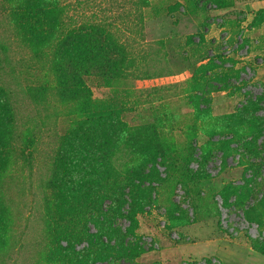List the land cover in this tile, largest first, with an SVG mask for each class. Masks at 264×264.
<instances>
[{
	"label": "rangeland",
	"instance_id": "rangeland-1",
	"mask_svg": "<svg viewBox=\"0 0 264 264\" xmlns=\"http://www.w3.org/2000/svg\"><path fill=\"white\" fill-rule=\"evenodd\" d=\"M64 1L72 13L80 1L93 4L79 9L86 15L78 20L113 22L131 58L117 83L88 81L96 106L121 111L136 141L145 144L141 152L152 149L155 130L161 143L151 160L141 153L123 158L125 168L138 167L145 177L132 180L140 196L126 190L108 233L91 224V236L69 241L49 230L45 182L73 120L70 108L52 93L38 95L47 64L18 38L0 0V83L13 92L19 136L29 128L35 137L32 157L19 159L7 193L14 226L0 264H264V241L244 236L257 239V226L243 210L224 208L218 197L220 228L213 198L225 184L251 178L248 161H261L252 187L257 196L248 204L264 195V132L258 127L264 122V0H146L147 6L139 0ZM191 141L194 156L188 163ZM221 142H233L225 169ZM258 153L261 160L253 156ZM209 154L211 179L187 180Z\"/></svg>",
	"mask_w": 264,
	"mask_h": 264
},
{
	"label": "trees",
	"instance_id": "trees-1",
	"mask_svg": "<svg viewBox=\"0 0 264 264\" xmlns=\"http://www.w3.org/2000/svg\"><path fill=\"white\" fill-rule=\"evenodd\" d=\"M2 1L6 7V17L10 19L18 38L38 60H45L47 64L46 80L38 89V95L46 98L48 93H52L62 105L70 108L69 116L73 120L71 129L60 138L50 161V175L44 187L47 192L44 222L49 230L59 236H67L69 241L77 238L84 240L91 236V224L97 226L101 234L108 233L113 226V214L118 211L120 202L127 194L126 190L130 188L129 193L133 197L140 196L132 180L145 177L138 167L125 168L123 158L126 153L131 156L141 153L151 160L157 156L153 148L159 145L157 142L161 143V137L155 130L152 138L156 142H153L152 149L141 152L145 144L136 141L138 134L124 122L121 111L112 105L100 109L94 103L93 93L88 86L90 79L111 86L126 76L131 58L125 42L114 32L115 24L111 21L97 18L78 20L79 16L86 15L84 12L78 14L79 9L93 5L88 2H78L74 6V14L71 4L64 0ZM139 1L147 6L144 3L146 0ZM232 6L224 4L226 8ZM106 11L107 8L102 9V12ZM92 16H95V12ZM200 117L198 112L194 120L198 121ZM258 125L262 134L264 122ZM231 134L214 133L220 136ZM20 140L21 147L17 145ZM192 141L188 143L189 149L185 154L188 163L194 156ZM221 143L222 165L225 169L233 153L230 148L233 142ZM240 143L245 147L249 142ZM34 146L35 137L29 128L23 136H19L13 92L0 83V252L3 253L9 251L14 226L7 193L11 189L19 159H30ZM256 150L248 151L252 154ZM259 154L253 155L254 158L257 159ZM247 156L244 155V160ZM209 159L210 154L204 156L203 168L194 173L189 171L186 179L195 184L210 180L211 173L206 169ZM248 162L251 178L245 176L242 184L234 181L225 184L213 195L214 205L220 226L218 197L224 208L243 210L245 218L250 223L258 224L262 233L264 195L254 200V204H248L254 195L257 196L252 187L256 182L255 175L260 174L258 164L261 161L258 164ZM110 210L111 216L106 221L104 216ZM225 232L229 233L227 230ZM244 236L254 242L264 241V238L254 239L248 234Z\"/></svg>",
	"mask_w": 264,
	"mask_h": 264
},
{
	"label": "built area",
	"instance_id": "built-area-1",
	"mask_svg": "<svg viewBox=\"0 0 264 264\" xmlns=\"http://www.w3.org/2000/svg\"><path fill=\"white\" fill-rule=\"evenodd\" d=\"M221 204H222V203H221ZM253 225H256V226H257L258 234L260 235V236H258V237H256V238H259V237L262 238V237H264V236H261V235H263V234L261 233V231H259V226H258V224L252 223L251 226H253ZM251 226H250V227H251ZM262 232H263V231H262ZM263 233H264V232H263Z\"/></svg>",
	"mask_w": 264,
	"mask_h": 264
}]
</instances>
